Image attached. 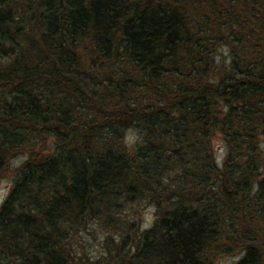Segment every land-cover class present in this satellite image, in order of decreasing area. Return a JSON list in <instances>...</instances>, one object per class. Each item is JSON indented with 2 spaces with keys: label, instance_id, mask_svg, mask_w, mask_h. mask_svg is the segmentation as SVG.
Here are the masks:
<instances>
[{
  "label": "trees",
  "instance_id": "trees-1",
  "mask_svg": "<svg viewBox=\"0 0 264 264\" xmlns=\"http://www.w3.org/2000/svg\"><path fill=\"white\" fill-rule=\"evenodd\" d=\"M9 167L0 264H264V0H0Z\"/></svg>",
  "mask_w": 264,
  "mask_h": 264
},
{
  "label": "rangeland",
  "instance_id": "rangeland-1",
  "mask_svg": "<svg viewBox=\"0 0 264 264\" xmlns=\"http://www.w3.org/2000/svg\"><path fill=\"white\" fill-rule=\"evenodd\" d=\"M216 70H221L222 63L224 61L229 60V51L228 48L222 47L218 50L216 53ZM218 67V68H217ZM132 139L131 143L136 138L135 133L132 129L125 131V140ZM129 143V145H131ZM214 148L213 152L216 156V160L218 165H222V161L225 158V154L227 152L226 147L224 146L223 141L220 137H217L214 140ZM25 157L24 154L17 155L12 160V166L16 165L19 161L23 160ZM12 172V167H9L8 172L0 179V204L3 201V198L5 197L8 188L10 186V174ZM152 208L147 207L144 220L145 225L150 224L152 220ZM112 231V230H111ZM108 240L107 235H105V231L98 226H95L93 224H90L88 226V230L83 231L79 234H77V238H74L72 241L73 250H75L77 256L76 260H86V261H99L101 264L106 263L108 261V253L106 249V241ZM113 241V243H116V241L119 240V238H110L109 241ZM240 255L237 256H228L223 258L222 260L218 261L217 264H235L237 259ZM79 258V259H78Z\"/></svg>",
  "mask_w": 264,
  "mask_h": 264
}]
</instances>
